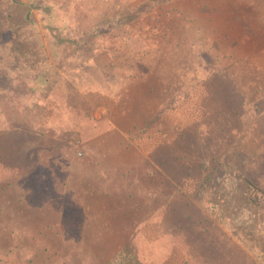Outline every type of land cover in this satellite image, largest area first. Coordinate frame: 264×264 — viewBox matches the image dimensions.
I'll return each mask as SVG.
<instances>
[{"label": "rangeland", "instance_id": "rangeland-1", "mask_svg": "<svg viewBox=\"0 0 264 264\" xmlns=\"http://www.w3.org/2000/svg\"><path fill=\"white\" fill-rule=\"evenodd\" d=\"M99 9L104 17L62 34L54 66L62 80L41 96L38 110L24 115L32 131L22 140V156L46 160L68 189L46 188L55 194H46L52 207L43 209L61 234L50 229L42 240L38 215H19L27 224L17 232L24 259L48 258L38 252L46 241L78 264H117L114 258L124 251H144L149 260L139 264H264V169L251 170L263 190L256 204L232 167L240 155L246 164L261 154L244 129L255 106L264 108V23L239 0H104ZM0 14L1 25L12 28L0 45V64L26 81L48 56L44 31L28 25L20 4L7 0ZM199 65L202 78L207 70L229 75L244 98L245 116H226L230 131L214 128L213 108L200 105L215 91L212 82L204 89L196 79ZM16 86V95L28 92ZM12 96L0 88L5 109ZM13 122L1 125L0 117V148L13 150ZM149 164L159 172L149 175ZM9 171L0 164V185ZM16 185L12 202H20L29 181ZM11 194L10 187L0 189V202ZM173 200L191 202L197 220L182 223V235H172L163 222ZM206 250L205 258L199 255Z\"/></svg>", "mask_w": 264, "mask_h": 264}, {"label": "trees", "instance_id": "trees-1", "mask_svg": "<svg viewBox=\"0 0 264 264\" xmlns=\"http://www.w3.org/2000/svg\"><path fill=\"white\" fill-rule=\"evenodd\" d=\"M9 1L24 6L26 8L25 18L28 25L30 26L31 24H34L36 27L40 26L39 29L44 31L45 42H43V45L45 46L48 56L42 57L39 59V63L36 64V66H32L34 67V69H31L33 73L27 78L26 81L21 77H16L17 75L13 77V75L8 73V69L0 64V88L10 91L11 96L14 94L11 100L10 98L8 100L9 103L7 104V109L4 107L7 102H0V104H2L0 105L1 125L2 123L5 124L6 122L7 124L10 120H14V126L12 130L17 134L16 137L12 138L13 150L4 146L2 147L1 151V157H3V159L0 160V163L5 168L8 166L10 171L6 176L7 180L5 181L7 183L5 186L0 185V189L5 190L6 187H10L12 189V194L8 196L9 198L7 197V200L0 202V242L2 239L5 242L4 244H0V264H78L74 256L73 258L66 257L59 249H54V247L47 244L46 241L42 243V248H39L38 252H44L47 254L48 258L39 259L37 261H34L32 258L24 259L26 249L23 248V244L21 239H19L20 237L17 235V232L20 228H25L27 224L20 222L19 215L31 214L33 217L38 215V217L41 219L40 230L45 231L40 238L42 240L49 238L47 236V230L55 229V225L54 221L46 216L47 212L43 209L44 206H47V204L49 207H52V203L50 201L44 202V199L46 200L47 198L46 194L48 196L55 194V190L47 191L46 188L55 187L54 185L57 183V180L47 173L49 166L46 160H33L22 156L21 153L26 147V143H24L22 140L26 138L28 132L30 134V131H32V128H29L23 120L24 115L26 114L25 112H29L30 114L35 112V110H38L36 106L38 103L43 102V100L41 101V96L51 87H53V85L55 86L59 84L62 80L60 73H58L54 68L61 56L59 45L62 39V34L75 24L83 25L87 22L93 24L96 22L97 18L104 17L105 13L99 9V6L104 3V0ZM239 1L245 2L251 6L255 11L257 19H259V23H264V17L261 11V9L264 8V0ZM1 4L2 9L0 10V13H3L7 5V0H1ZM32 14L36 15L37 21H33L31 17ZM119 19L126 21L128 16L117 18L115 23L119 22ZM11 29L12 28H10V26L8 27L1 25L0 23V45H3V43H5L9 37L6 35V31L10 32ZM107 33L113 37H122V35L117 31L109 30ZM30 67L31 66L28 68ZM198 71L200 74H197L196 79L200 82H205L203 84L204 89H207L208 84L211 85L210 82H212V84H214L215 91V95H212L210 99H205L200 105L204 104L213 108V115L217 121L215 124L211 123L214 128L219 126L224 132L230 131L232 124H229L226 116L227 114H234L241 120L242 116H245L244 98L241 95H238L237 90L232 85L229 75L226 73H223L220 70H207L209 75L202 78L204 72H206L204 71V66L199 65L197 67V72ZM19 82L20 85H23L26 91L28 90V97L26 96L27 93L16 95L18 91L17 86L15 87V85H18ZM186 99L187 97L181 98L182 103L185 102ZM32 100L36 102L32 103ZM236 105L239 106V110H237ZM255 107V118L252 122H249L247 125H245L246 128L244 129V133L247 138H251L250 140L252 142L258 143V150L261 152V154L258 153L257 156L251 157L249 162L246 164L244 160L239 158L241 156L240 155L239 157H236L237 163H232V167L234 169H238L241 172L240 174L242 178L245 179L247 184L246 191L248 193L247 196L249 197V200L253 203L260 204L263 200V190L259 185H257V183H255V173H253L251 170L264 169V108L260 109L261 107ZM199 125L200 123L198 126ZM210 129L211 130L208 132H201L200 136L203 137L206 134L210 135L212 132V127H210ZM33 133L38 136L39 132L37 128L33 131ZM19 154H21V156ZM255 159L256 163L254 162ZM229 164L230 163H227L226 166ZM148 168L149 172L152 173L149 175H154L159 172V169L156 166L149 164ZM215 176L216 178L219 177L218 174H215ZM20 181L23 184H27L29 181V186L27 187L28 192L26 190V193L20 194L18 196L17 200L21 199L20 202H12L14 196H17L16 193L13 195V189L17 188L16 184ZM156 188L157 186H155V189ZM180 193V197L186 199L185 195L182 192ZM177 202L178 200L169 202L167 209L164 211L163 222L166 225V229L169 230L172 235L174 233L178 235H182V233H184L182 223L184 227H186L184 222L189 223V220H191V222L196 223L197 221L193 218L191 209L193 206L191 202L187 200L182 203ZM31 203H34L36 206H31ZM9 207H12L11 212H6L8 211ZM65 209L66 205L64 206V211ZM4 224H6V226H4ZM58 224L60 223H57V225ZM57 228L59 229H55V232L57 234H61L63 232V228ZM29 238L35 237L33 236ZM180 239L187 241L185 236L181 237ZM186 245L190 247L191 243L188 241ZM193 245L194 243L192 246ZM203 248L207 249V246L203 244ZM21 249L24 251L22 255L19 252ZM13 250L18 253L17 256H12L11 253ZM207 251L208 250L202 252L199 255L205 258ZM143 255L145 257L144 259ZM147 260H149V258L144 251L140 252L139 254H132L124 251L114 258V262L117 264H139L141 261L146 262Z\"/></svg>", "mask_w": 264, "mask_h": 264}, {"label": "crops", "instance_id": "crops-1", "mask_svg": "<svg viewBox=\"0 0 264 264\" xmlns=\"http://www.w3.org/2000/svg\"><path fill=\"white\" fill-rule=\"evenodd\" d=\"M4 126H1L0 129H2ZM1 151H2V148H0V155H1ZM1 157V156H0ZM3 157H1L0 160H2ZM1 164V163H0ZM48 173L50 174L51 177H53L54 179L57 180V183L54 185L55 188H58V189H62L63 192H67V188H66V184L64 182V180H62L61 178L57 177V172H55V168L54 167H50V165H48ZM125 173H127V171H125ZM45 201V199H44Z\"/></svg>", "mask_w": 264, "mask_h": 264}]
</instances>
